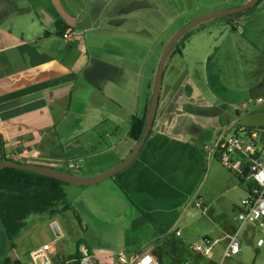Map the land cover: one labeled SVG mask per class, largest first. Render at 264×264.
<instances>
[{"label":"crops","instance_id":"1","mask_svg":"<svg viewBox=\"0 0 264 264\" xmlns=\"http://www.w3.org/2000/svg\"><path fill=\"white\" fill-rule=\"evenodd\" d=\"M108 1L86 28V0H60L76 19L75 27L67 24L76 36L70 41L59 36L62 18L51 0H0V141L5 143L4 149L0 144V157L6 152L21 163L79 169L93 177L130 155L136 145L129 136L131 120L148 111L162 53L155 49L159 44L164 49L166 36L149 51L141 38L134 40L120 23L113 24L114 18L128 16L121 11L126 3ZM106 15L107 32L114 33L115 27L120 34L97 35L87 46L83 31L100 30ZM256 21L244 13L193 30L181 55L165 71L154 127L136 161L100 184L65 186L70 211L80 226L88 230L89 223L126 218L131 236L125 251L131 253L120 254L150 251L156 257L166 238L173 240L171 251L181 252L176 239L182 234L176 233H181L190 211H209L201 186L214 179L225 191L222 174L213 175L215 162L221 165L214 156L219 131L234 125L264 127V97L255 92L264 84L258 68L264 55L244 31L250 24L256 27ZM240 60L249 85L246 95L234 100L227 93L235 87L229 83L234 78L232 64ZM214 62L219 67L210 75ZM229 174L231 188L242 193L232 203L238 213L247 191ZM85 250L104 258L99 248L82 244L79 252Z\"/></svg>","mask_w":264,"mask_h":264},{"label":"rangeland","instance_id":"2","mask_svg":"<svg viewBox=\"0 0 264 264\" xmlns=\"http://www.w3.org/2000/svg\"><path fill=\"white\" fill-rule=\"evenodd\" d=\"M247 1L120 0L119 2L126 3L121 8V11L126 12L128 16L121 20L114 18L115 22L113 24L120 23L121 29H126L125 32L132 39L141 38L147 46L148 44L150 45V48H148L150 51L155 47L156 41L161 42V38H164L163 35L166 36L165 41L164 39L162 41L165 48L168 43V37L173 34L172 32L175 33L192 20L214 11L240 6ZM109 2L108 0H98L93 4L85 3V13L90 12V16L85 21L86 28L94 24L93 22L105 11L104 7ZM112 9L113 6L107 7L106 14L111 13ZM246 15H254L255 18L257 17V21L256 27L250 24V26L244 28L245 36L264 55V1L259 6L247 11ZM106 16H103L100 30L83 31L87 46H89L88 42L90 44L93 37L97 35L112 37L111 34H120L119 31L121 29L115 27L112 28L114 33L107 32V29L110 28L108 27L110 18L108 15ZM229 19L228 17H224L206 23L197 29H201L206 25L210 27ZM95 28L97 29V27ZM155 50H157V53L162 50L163 53L164 49L159 44V47ZM243 66L244 68L246 67L241 60L232 64L234 78L229 80V83L233 82L235 87L233 89L234 85L232 83L230 88L233 91L228 92L227 95L234 100L242 99L246 95L245 93L249 85V81L247 80L248 74L245 72ZM149 67H151L150 64ZM218 67L219 64L217 66L214 62L210 67V75ZM258 68L261 82L264 83L263 57L259 61ZM219 92L221 93V91ZM255 92L264 97V84L257 88ZM215 173L218 175L222 174L225 191H221L220 185L214 182V179L205 186H201L200 193L204 198L203 202L205 200V206L209 207V211L204 212V210H199L196 207L190 211L189 217L180 226L182 236L176 239L182 245L180 253L171 251L173 243L171 238H166L162 241L160 250L156 252V257L160 261V264H172V262H177L178 264H264V245L257 247V241L259 238L264 239V233L259 234L255 228H250V226H247L240 234L242 243L241 252L237 256L224 258V250L227 246L226 238L234 236L239 226L237 211L233 209L232 203H237L242 197V193L240 190H233L231 188L232 180L228 170L217 162H215L213 167V175ZM225 173H228L226 178ZM27 223V230L14 240V245L8 240L0 221V260L7 257L10 264H31L32 251L43 244L52 243V255L55 264H70L72 258L76 257L77 261L81 262L82 254L79 250H81L82 244H84L90 248L101 249L104 258H100V260L96 259L100 261L98 264H105L106 258L112 255H119L123 250L125 251L129 248L130 240L128 237L130 238L131 234L127 232L129 221L126 218L118 223L108 221L97 223L95 226L89 223L87 224L88 230H86L84 224L80 226L79 220L73 212L65 210L63 207H58L55 214L33 215L28 219ZM206 238L214 241L219 240V242L209 256H201L191 248L195 244L205 245ZM126 253L129 255L131 252L127 251Z\"/></svg>","mask_w":264,"mask_h":264},{"label":"built area","instance_id":"3","mask_svg":"<svg viewBox=\"0 0 264 264\" xmlns=\"http://www.w3.org/2000/svg\"><path fill=\"white\" fill-rule=\"evenodd\" d=\"M63 39L73 40L76 36L71 27L63 33ZM214 156L221 165L237 179L244 182L247 196L237 213L239 230L226 238L224 258L237 256L241 252L240 234L247 226L255 227L259 234L264 233V127L234 125L219 131L214 143ZM250 185V186H249ZM253 186V188H250ZM198 207H202L198 203ZM177 236L181 233L177 232ZM206 244H195L191 249L201 256H209L219 240L205 239ZM264 245V239L257 241V247ZM52 243H46L31 253V264H55ZM80 264H98L96 257L85 250ZM105 264H160L150 251L134 256L112 255Z\"/></svg>","mask_w":264,"mask_h":264},{"label":"trees","instance_id":"4","mask_svg":"<svg viewBox=\"0 0 264 264\" xmlns=\"http://www.w3.org/2000/svg\"><path fill=\"white\" fill-rule=\"evenodd\" d=\"M263 1L264 0H262L257 6H259ZM242 15H244V13L230 16L228 18L235 19ZM59 26L61 28L59 36L62 37L63 33L69 28V26L62 19ZM192 32L188 33L176 46L167 63L166 69L176 56L181 55L183 43L192 34ZM147 113L148 111L143 118L133 117L131 120L129 136L135 142H138L143 136ZM0 144L1 148L4 149L5 143L3 140L0 141ZM3 160L17 161L21 163L14 157H9L6 152H3L2 157H0V162ZM59 170L85 176L79 169L76 170V172L74 171L75 169ZM238 181L240 186L247 191L244 187V182L241 179H238ZM67 185L70 184L22 169L5 168L1 170L0 221L4 227L8 240L15 245L14 240L27 230V221L33 215H53L58 207L70 210V204L67 201V195L65 192V186ZM250 188H253V186ZM124 194L127 196L125 192ZM137 209L139 210L140 208L137 206ZM73 263L80 264V262L77 261V257L72 258L70 264ZM0 264H10V262L7 257H5L0 260ZM172 264L178 263L172 262Z\"/></svg>","mask_w":264,"mask_h":264},{"label":"water","instance_id":"5","mask_svg":"<svg viewBox=\"0 0 264 264\" xmlns=\"http://www.w3.org/2000/svg\"><path fill=\"white\" fill-rule=\"evenodd\" d=\"M51 1L56 11L58 12L59 16L62 18V20L65 21L69 26L75 27L76 19L66 11V9L61 4L60 0H51ZM261 1L262 0H248L246 3L240 6L218 10L202 15L192 20L191 22L187 23L185 26L180 28L172 35L167 45L165 46L163 53L160 57V60L158 62V66L156 69L155 78L152 86L151 100L148 108L146 125L143 136L138 142H136V145L132 150V152L130 153V155L125 160H123L118 166L98 176L89 177V176L78 175L75 173L63 172L61 170L46 165H39L34 163H19L17 161L3 160L0 162V171L5 168L22 169L46 177L54 178L63 181L65 183H68L70 185L84 186V187L94 186L116 177L118 174L125 171L136 161V159L139 157L142 149L144 148L151 134L160 103L161 88L164 80L166 66L173 51L175 50L176 46L180 43V41L188 33L192 32L193 30L199 28L200 26L206 23H210L212 21L224 17H230L237 14L246 13L247 11H250L253 8H255Z\"/></svg>","mask_w":264,"mask_h":264}]
</instances>
